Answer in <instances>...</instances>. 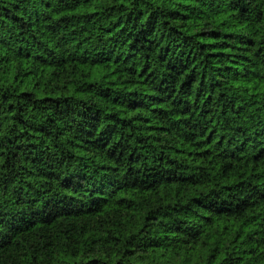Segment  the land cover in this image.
<instances>
[{"label":"trees","instance_id":"1","mask_svg":"<svg viewBox=\"0 0 264 264\" xmlns=\"http://www.w3.org/2000/svg\"><path fill=\"white\" fill-rule=\"evenodd\" d=\"M0 264H264V0H0Z\"/></svg>","mask_w":264,"mask_h":264}]
</instances>
